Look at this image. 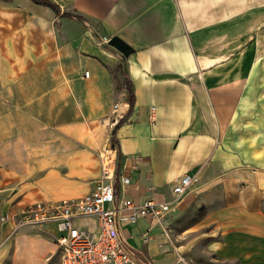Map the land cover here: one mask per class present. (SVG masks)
Instances as JSON below:
<instances>
[{
	"label": "crops",
	"instance_id": "crops-1",
	"mask_svg": "<svg viewBox=\"0 0 264 264\" xmlns=\"http://www.w3.org/2000/svg\"><path fill=\"white\" fill-rule=\"evenodd\" d=\"M52 1L0 0L1 219L85 196L111 147L117 205L171 201L190 173L165 221L171 237L198 234L223 262L264 264V0ZM125 76L135 103L115 134L119 164ZM77 223L98 230L95 217ZM161 231L147 216L120 223L143 264L170 260ZM58 233L0 221V264H48Z\"/></svg>",
	"mask_w": 264,
	"mask_h": 264
},
{
	"label": "built area",
	"instance_id": "built-area-1",
	"mask_svg": "<svg viewBox=\"0 0 264 264\" xmlns=\"http://www.w3.org/2000/svg\"><path fill=\"white\" fill-rule=\"evenodd\" d=\"M85 75L88 76L89 71ZM118 108L119 103H116L114 115L122 118L125 113H118ZM152 109L155 110L154 107ZM112 150L111 147H105L101 152L102 174L95 180L92 191L85 196L57 202L33 203L18 213L3 215L2 220L14 218L17 225L55 223L59 231L55 243L61 256L60 264H143L121 236L120 223L135 222L141 216L151 217L153 222L162 225L161 233L164 238L172 240L165 225L167 215L179 204L180 196L191 188L194 177L186 173L179 178L173 187L176 198L171 201L148 199L137 203L132 198H125L117 205L116 156ZM129 182V177L121 178V183ZM86 217L97 219V231L86 229L77 223L78 219ZM148 238L146 235L144 240L147 241Z\"/></svg>",
	"mask_w": 264,
	"mask_h": 264
},
{
	"label": "rangeland",
	"instance_id": "rangeland-1",
	"mask_svg": "<svg viewBox=\"0 0 264 264\" xmlns=\"http://www.w3.org/2000/svg\"><path fill=\"white\" fill-rule=\"evenodd\" d=\"M0 221H2L1 216ZM164 239L160 240L157 246L161 252L170 254V260L166 263L161 262V264H241L237 261H221L216 254L208 249L207 240L201 239L198 234L181 238V240H175L174 237L173 240L165 241ZM155 241L156 239L152 238L150 243L152 244ZM182 245H185L186 248H182ZM158 258H162V255ZM60 261V254L54 252L48 264H60Z\"/></svg>",
	"mask_w": 264,
	"mask_h": 264
},
{
	"label": "trees",
	"instance_id": "trees-1",
	"mask_svg": "<svg viewBox=\"0 0 264 264\" xmlns=\"http://www.w3.org/2000/svg\"><path fill=\"white\" fill-rule=\"evenodd\" d=\"M35 1L36 2H39V3H43V4L50 5V6L54 7V8H58V5L56 3H54L52 0H35ZM132 86L133 85H132V81L130 80V78L127 77V76H125V79H124V88L126 89V92H127V95H128V101L130 103V108L127 111V113L114 124V127H113V136H112V144H113L114 147L117 148V151H118L119 164L121 162L122 152L120 150L119 142H118V139L116 138L115 134H116L117 129L126 121V117L128 115H130V113L132 111V108L134 106V103H135V93H134V90H133V87Z\"/></svg>",
	"mask_w": 264,
	"mask_h": 264
},
{
	"label": "water",
	"instance_id": "water-1",
	"mask_svg": "<svg viewBox=\"0 0 264 264\" xmlns=\"http://www.w3.org/2000/svg\"><path fill=\"white\" fill-rule=\"evenodd\" d=\"M108 43L114 47H116L119 51H121L125 56L130 55L134 51V48L129 45L126 41L118 36H113L108 40Z\"/></svg>",
	"mask_w": 264,
	"mask_h": 264
},
{
	"label": "bare ground",
	"instance_id": "bare-ground-1",
	"mask_svg": "<svg viewBox=\"0 0 264 264\" xmlns=\"http://www.w3.org/2000/svg\"><path fill=\"white\" fill-rule=\"evenodd\" d=\"M112 152L114 153V150H112Z\"/></svg>",
	"mask_w": 264,
	"mask_h": 264
}]
</instances>
